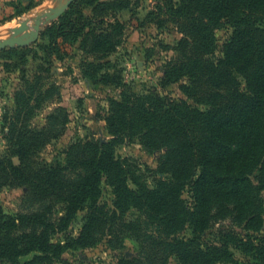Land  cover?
Instances as JSON below:
<instances>
[{
  "label": "trees",
  "instance_id": "trees-1",
  "mask_svg": "<svg viewBox=\"0 0 264 264\" xmlns=\"http://www.w3.org/2000/svg\"><path fill=\"white\" fill-rule=\"evenodd\" d=\"M131 5L72 0L42 33L40 47L64 60L72 52L67 46L81 40L86 54L107 57L123 30L118 20L103 18ZM149 16L159 25L164 16L182 34L162 80L168 85L187 77L182 90L194 105L156 89L136 94L113 73H102L101 64L86 62L83 76L91 83L123 88L108 98L112 138L77 137L51 161L44 151L64 134L69 112L58 105L48 126L32 128L27 107L11 123L0 153V190L25 188L23 212L11 214L0 204L1 262L68 264L62 255L69 249L102 241L114 248L133 239L143 244L141 252L117 264H167L159 262L167 254L177 264H264V0H163ZM225 25L232 33L216 56L215 30ZM134 140L147 152H163L153 187L136 174L133 160L117 153L122 142ZM105 186L110 202L103 200Z\"/></svg>",
  "mask_w": 264,
  "mask_h": 264
},
{
  "label": "rangeland",
  "instance_id": "rangeland-1",
  "mask_svg": "<svg viewBox=\"0 0 264 264\" xmlns=\"http://www.w3.org/2000/svg\"><path fill=\"white\" fill-rule=\"evenodd\" d=\"M131 1V7L116 12V17L103 18L105 22L118 20L121 23V31L123 30V34L116 37V40H121V43L107 57L95 59L93 55L86 54L82 50L81 40L74 43L73 49L67 46L68 51L72 52L64 60L47 57L40 47V44L45 42V38L41 36L60 17L41 26L37 42L0 50V153L6 148L11 123L17 122L19 118L22 120L27 107L32 108V114L28 120L32 128L48 126L50 116L58 105L64 106L69 112L64 134L59 139L53 140L44 151V157L49 161L56 157H63V150L77 137L97 138L101 141L111 140L112 135L106 122L108 98H118L123 88L101 82L91 83L83 76V68H87L86 62L93 61L101 64L102 73H113L116 79L121 78L127 85L126 90L136 94L143 95L156 89L163 95L175 99H186L194 105L193 99L188 98L182 90V84L189 83L187 77L179 82L163 84L165 67L169 61L176 59L177 43L182 37L177 28L167 22L164 16L160 19L162 21L160 25L157 24L158 21H152L149 16L163 0ZM175 1L180 2V0ZM44 3L49 4L48 9L55 5L54 0H0V26L9 22H18L25 17L27 19L24 21L31 22L32 14L38 16H35L36 20L39 19L48 10L45 6L46 9H42L43 12L40 10L36 13L39 6ZM24 5L29 8L18 15L21 6ZM84 13L89 15L91 11L87 9ZM116 31L117 28H113L114 34ZM231 33L232 28L228 25L215 30L216 56L221 55L222 46ZM7 35L3 38L18 36L17 31L16 34H12L13 36ZM198 106L204 108L203 104ZM54 126L60 125L55 123ZM117 153L122 158L133 160L137 172L134 168L133 170L136 174L138 173L142 180L147 179L151 187L154 186V172L159 168L162 151L147 152L137 140H134L122 142L117 147ZM14 162L19 163L17 157H14ZM156 175L160 177L163 174ZM24 192V187L3 188L0 190V204L11 214L23 212L25 210ZM183 197L189 199V194L185 192ZM111 199V189L105 186L103 200L110 202ZM83 215L84 212L78 214L70 229L71 233H77L82 225ZM132 217L131 212L128 218ZM218 227L217 224L211 228L208 237H212ZM142 245L137 240L126 239L123 245L113 248L106 241H102L85 249H69L63 253L62 258L68 264H117L122 257L131 258L139 255ZM237 254L241 256L238 252ZM167 255L161 257L162 260L159 262L168 260L167 264H177L172 255L166 258ZM145 258L149 259V256ZM0 264L9 263L0 261Z\"/></svg>",
  "mask_w": 264,
  "mask_h": 264
},
{
  "label": "water",
  "instance_id": "water-1",
  "mask_svg": "<svg viewBox=\"0 0 264 264\" xmlns=\"http://www.w3.org/2000/svg\"><path fill=\"white\" fill-rule=\"evenodd\" d=\"M55 5L47 10L43 16L36 20L34 26L29 25V21H22L17 29V37L11 38L0 36V50L6 47H22L37 42L40 36L41 26L58 19L69 7L72 0H54Z\"/></svg>",
  "mask_w": 264,
  "mask_h": 264
},
{
  "label": "bare ground",
  "instance_id": "bare-ground-1",
  "mask_svg": "<svg viewBox=\"0 0 264 264\" xmlns=\"http://www.w3.org/2000/svg\"><path fill=\"white\" fill-rule=\"evenodd\" d=\"M47 2V1H46ZM47 3H44V4H42V6H39V9H38V12H36V13H39L40 12V10L42 11V9H46V7H47V9H48V5L49 4H47ZM46 6V7H45ZM49 10V9H48ZM36 11V10H35ZM46 11V10H45ZM43 12V11H42ZM33 13H35V12H33ZM39 15V14H38ZM32 16H33V21H31V22H29V25L32 27V26H34V24H35V20H36V17L35 16H37V15H33L32 14ZM28 17V16H27ZM38 17V16H37ZM27 18L25 17V18H23L22 20H20V21H18V22H9V23H7V24H5V25H3V26H0V35H2V36H6L8 33L7 32H9V34L7 35V36H13L12 34H16V31H17V27L19 26V23L21 22V21H24V20H26ZM14 28H16V29H14Z\"/></svg>",
  "mask_w": 264,
  "mask_h": 264
}]
</instances>
